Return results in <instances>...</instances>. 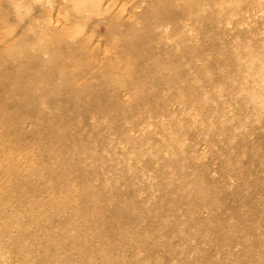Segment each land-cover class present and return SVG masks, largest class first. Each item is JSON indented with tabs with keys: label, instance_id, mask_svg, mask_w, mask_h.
Instances as JSON below:
<instances>
[{
	"label": "rangeland",
	"instance_id": "1",
	"mask_svg": "<svg viewBox=\"0 0 264 264\" xmlns=\"http://www.w3.org/2000/svg\"><path fill=\"white\" fill-rule=\"evenodd\" d=\"M0 264H264V0H0Z\"/></svg>",
	"mask_w": 264,
	"mask_h": 264
},
{
	"label": "bare ground",
	"instance_id": "2",
	"mask_svg": "<svg viewBox=\"0 0 264 264\" xmlns=\"http://www.w3.org/2000/svg\"><path fill=\"white\" fill-rule=\"evenodd\" d=\"M14 1V0H13ZM28 35V33H26ZM26 37V36H25ZM45 54V53H44ZM90 79V78H89ZM54 80V79H53ZM55 81V80H54ZM71 93V92H70ZM62 95V94H61ZM82 101V100H81ZM82 103V102H81ZM71 169V168H70ZM71 174V173H70ZM81 174V173H80ZM72 200V199H71ZM76 202V201H75ZM76 204V203H75ZM73 205V204H72ZM96 206V204H95ZM77 208V207H76ZM72 209V208H71ZM79 209V208H78ZM75 211V210H74ZM96 221V220H95ZM98 221V220H97ZM99 222V221H98ZM89 231V230H88ZM101 234V233H100ZM92 237V236H91Z\"/></svg>",
	"mask_w": 264,
	"mask_h": 264
}]
</instances>
